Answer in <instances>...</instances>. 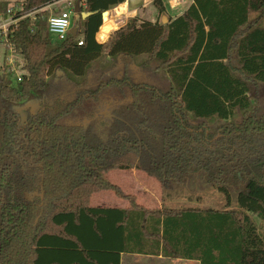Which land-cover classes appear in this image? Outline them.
<instances>
[{
  "label": "trees",
  "instance_id": "obj_1",
  "mask_svg": "<svg viewBox=\"0 0 264 264\" xmlns=\"http://www.w3.org/2000/svg\"><path fill=\"white\" fill-rule=\"evenodd\" d=\"M58 1L24 0L8 32L23 74L15 86L0 81V264H120L121 254L160 247L163 257L200 264H264V109L249 97L252 85L264 91V0H191L167 24L133 19L103 44L101 15L126 0H76L88 14L71 21L81 38L52 43L45 11ZM153 7L164 14L160 0ZM9 8L0 3L1 18ZM102 57L118 60L123 75L91 91L87 73ZM139 57L164 71L166 89L130 78ZM50 80L72 82L75 99L48 103ZM105 88L128 95L105 137L60 124ZM31 98L39 109L21 123L9 108ZM112 170L156 180L163 201L198 177L223 208L146 210L105 179ZM103 192L129 208L91 207Z\"/></svg>",
  "mask_w": 264,
  "mask_h": 264
},
{
  "label": "rangeland",
  "instance_id": "obj_2",
  "mask_svg": "<svg viewBox=\"0 0 264 264\" xmlns=\"http://www.w3.org/2000/svg\"><path fill=\"white\" fill-rule=\"evenodd\" d=\"M23 1L24 0H0V3H8L10 8L17 9L19 4H21ZM150 3L151 5L146 10V18H152V14L154 12L152 7L153 0ZM61 9L62 4H59L55 6L54 9L51 8L46 9V11L44 10L47 14V19L58 14ZM73 17L74 16H72V21ZM75 19L79 20V17L75 16ZM156 19L160 23V15ZM48 36L52 43L56 42L53 36ZM81 36L82 34H79L78 38H81ZM149 65V70L147 71L134 63L128 67V75L136 83H146L166 89L168 87L169 81L164 71L162 69L159 71L155 70L156 64L154 63ZM21 67L22 59L15 55L11 48L0 44V81L2 77L5 76V78L11 82V86H15L17 82L16 79L20 78L23 74ZM122 75L123 67L118 60L112 62L111 60L102 57L90 65L89 71L87 73L86 88L93 91L97 88L99 82H104L110 78H121ZM74 93L75 88L72 82L67 80H50L45 96L48 103H51L57 98L73 101L75 99ZM127 96V93H125V96L121 95L116 88H105L100 92V96L96 101H82L81 106L78 109L74 110L70 115L60 120V124L82 125L85 127L90 126L94 132L101 135L102 137H105V135L108 134V127L112 121V111L116 107L128 103ZM249 97L251 103L254 106H256L259 110L264 109V91L260 85L251 86V93ZM38 109V101L34 98L24 100L21 103L9 108V110H12L18 115L21 123L25 121L28 114H34ZM219 124L220 122L215 119L209 121V126L211 128H215ZM104 176L109 183L119 187L125 194H131L132 190H134L131 186L133 184V176L130 170H112L104 173ZM137 177H140V175H137ZM140 178L144 179V177ZM149 179H151V184L148 183L145 184V186L147 185L146 187L149 188L156 200H158L160 203L166 202V206L168 207L197 208L203 210H221L223 208L221 196L213 189L206 187L198 177L191 180L186 186L182 188L180 187V189H175L176 191L173 190L171 194L172 197L165 199L164 201V195L158 182L152 178ZM97 199L103 201L113 199L115 202L118 200L111 192L99 193L93 195L90 203L92 207H96L98 205L96 201ZM170 200H174L176 203H173V201L170 202ZM251 218L254 220L256 225H259L258 219H256L254 216H251ZM124 258L127 257L125 256ZM132 264L141 263L136 262Z\"/></svg>",
  "mask_w": 264,
  "mask_h": 264
},
{
  "label": "crops",
  "instance_id": "obj_3",
  "mask_svg": "<svg viewBox=\"0 0 264 264\" xmlns=\"http://www.w3.org/2000/svg\"><path fill=\"white\" fill-rule=\"evenodd\" d=\"M160 1L165 10L164 14L161 15L158 14L157 10L153 7L152 4V7L154 9L152 18H146V10L151 5L150 2H152V0H126L124 4L104 14L108 18V22L106 23H110V25L112 26V30H114L113 32H115L118 29L124 27L130 20L136 19L138 25L144 21L155 23L158 22L156 18H158V16L160 15V24L165 25L168 23V20H173L179 17L180 15H182V13L192 4L191 0H160ZM52 9H54V7H52ZM164 21L165 23H163ZM102 23H104V21H102ZM143 60H145V57H139L136 59L135 64L138 65ZM139 67H142L147 71L149 70L148 67L144 65ZM131 173L133 176L132 178L133 184L131 186L133 188L132 187L130 188L134 190H132L131 194H126V195L134 196L136 198L137 204L145 208L146 210H159L162 208V206L164 207L166 206V202L160 203L158 200H156L153 197L149 188L146 187L147 185L145 186V184L148 183L151 184V179L134 170H132ZM137 175H140V177H144V179L137 177ZM96 201L98 205L93 208L118 209V210H127L129 208L128 203L120 199H118L117 202H115L113 199L107 201L97 199ZM172 201L173 203H176L174 200H170V202ZM170 208L179 209V207H170ZM125 256L127 258H124ZM136 262H140L141 264H200L199 261L197 260H186L179 258L173 259V258L163 257V255L161 254V247L159 248V252L157 255H125V254L120 255V264H132Z\"/></svg>",
  "mask_w": 264,
  "mask_h": 264
},
{
  "label": "built area",
  "instance_id": "obj_4",
  "mask_svg": "<svg viewBox=\"0 0 264 264\" xmlns=\"http://www.w3.org/2000/svg\"><path fill=\"white\" fill-rule=\"evenodd\" d=\"M59 4H62V9L59 13L47 19L48 33L55 38L57 43L65 40L70 28L72 27L71 21L75 7V0H60L47 9L55 7ZM16 11H18V8H9L7 10V17L0 18V44L2 45L6 46L9 29L14 27L17 23V20L13 17ZM32 15L33 14H28L27 17H32ZM78 45L81 46L82 42H79ZM8 47L11 48L10 46ZM20 78L16 79L17 83L20 82Z\"/></svg>",
  "mask_w": 264,
  "mask_h": 264
},
{
  "label": "water",
  "instance_id": "obj_5",
  "mask_svg": "<svg viewBox=\"0 0 264 264\" xmlns=\"http://www.w3.org/2000/svg\"><path fill=\"white\" fill-rule=\"evenodd\" d=\"M78 14L81 15L82 19H86V17H88V14H83V13H81L79 2H77V3L75 4L74 10H73V15H78ZM104 14H105V13H103V14L101 15L102 20H103V15H104ZM163 23H165V21H164ZM103 28H104V23H102V25L100 26V28H99V30H98V33H97V35H96V40H97V42H98V43H101V44H103V43H107V42L110 40V34L114 31V30H111V31L108 33L107 38H104V35H103V34H100V31L104 32V31H106V30H109V27L105 28V30H104ZM102 29H103V30H102ZM69 34H70L71 36H73V37H76V36L79 35V34H83V30H79V27H78L77 25H72V27H71L70 30H69ZM103 41H104V42H103Z\"/></svg>",
  "mask_w": 264,
  "mask_h": 264
},
{
  "label": "bare ground",
  "instance_id": "obj_6",
  "mask_svg": "<svg viewBox=\"0 0 264 264\" xmlns=\"http://www.w3.org/2000/svg\"><path fill=\"white\" fill-rule=\"evenodd\" d=\"M107 27H109V30H106L104 32L100 31V34H103L104 35V38L112 30V26L110 25V23H105L103 29L105 30V28H107Z\"/></svg>",
  "mask_w": 264,
  "mask_h": 264
}]
</instances>
